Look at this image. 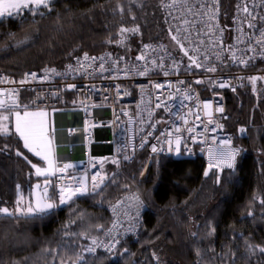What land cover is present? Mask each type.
<instances>
[{
    "label": "trees",
    "instance_id": "obj_1",
    "mask_svg": "<svg viewBox=\"0 0 264 264\" xmlns=\"http://www.w3.org/2000/svg\"><path fill=\"white\" fill-rule=\"evenodd\" d=\"M221 2L229 28L233 0ZM41 12L0 19L1 72L20 76L61 66L82 51L132 55L158 40L183 57L169 35L161 0H51L50 10ZM136 27L138 33H120ZM25 38L28 43L19 45ZM226 95V128L242 145L235 172L205 177L201 158L150 157L142 149L131 162L105 166L109 178L115 173V183L106 180L99 195L90 187L89 194L32 218L0 214V264H73L84 244L80 234L101 235L110 222L107 206L131 190L146 203L138 238L110 255L82 253L84 264H264V256L250 255L245 243L264 246V99L248 85ZM18 150L24 155H16ZM29 160L43 164L18 135L0 134V206L15 207L19 192L31 200L33 183L45 179L35 175Z\"/></svg>",
    "mask_w": 264,
    "mask_h": 264
},
{
    "label": "built area",
    "instance_id": "obj_2",
    "mask_svg": "<svg viewBox=\"0 0 264 264\" xmlns=\"http://www.w3.org/2000/svg\"><path fill=\"white\" fill-rule=\"evenodd\" d=\"M171 2L172 0H164L165 4ZM191 2L196 3L197 0H191ZM244 2H247L250 10H252L254 3L258 5L255 8V13L264 16V8L259 7L261 0H233L231 26L229 28L224 21L221 0L218 18L211 21L206 16L193 17L187 14L180 6L179 0L173 8L163 7L167 23L173 29V33L177 26L182 29L189 28L192 43H185V48L189 50L190 54H192V48L199 47L202 49L199 55L204 66L201 68L193 66L190 70H186L185 66L189 64L188 58L184 55L183 57L179 56L165 41L158 40L142 45L132 55L113 51L95 53L82 51L61 66H45L40 70L31 69L20 76L0 71V78L14 81V83H0V93H3L0 95V100L8 102V92L15 89L18 91L21 105L28 104L27 109L51 110L59 119V124L55 126L54 131L56 167L60 168L64 164H72L74 167L49 177L51 181L48 186L49 195L51 189L58 192L60 186L76 183L72 177L80 178L85 174L88 177L89 193L91 176L97 171H101L100 165L97 163L98 160L108 158L103 164L101 173L103 175L105 174V166L111 163L112 159L119 160V163L131 162L142 149H145L150 157L163 156L174 160L201 158L208 166L209 148L215 150L219 146L220 140L229 138L231 139L230 147L239 149V153L235 157L234 167H223L222 172L225 170L235 172L238 167L239 156L242 153V145L237 141L235 133L226 128L225 121L228 118L226 93L237 92L243 86L248 85L256 97L261 96L264 99V81L258 80L254 91L249 80L252 76H264V59L257 57L245 67L242 64L233 63L230 59L231 53L226 50L227 45L236 44L238 33L235 29L240 21H244L242 27L246 34L253 31L247 28V20L250 18L246 17L242 11L239 13V17L237 16V5L239 4L242 9ZM174 17H181V19H174ZM183 19L192 21V25H184ZM217 23L218 28L216 27ZM255 23L260 26L261 22L257 20ZM208 24L213 25L211 31L207 27ZM220 29H224L222 36L224 50L214 48L210 43V41H218ZM198 32L200 33L199 36H197ZM182 35H184L183 32ZM200 41H204V44L201 45ZM146 45L149 47L145 48ZM246 46V44H240L237 47L243 49ZM84 53L95 57L105 56V69L107 70L101 71L99 69V61L91 66H88L91 64L90 61L84 62V67L77 65L76 57L82 58ZM108 53L112 54V60L107 59ZM168 53L179 64L178 69L173 70V60L169 58ZM205 53L209 57L208 60L203 59ZM217 53L221 57L219 60L216 58ZM141 54H146L148 61L163 57L165 68L169 74L165 75L164 69L148 63V74L140 75L136 68H142L146 63V61L136 59ZM236 55L237 58L247 59L255 54L252 52L242 54L237 50ZM117 57H123V59L119 65H113L112 61ZM159 62L157 59L158 64ZM69 64L77 70L68 73L67 65ZM209 66H215L216 71H206ZM52 68L63 75L45 72V69ZM125 69L130 71L126 72ZM30 73H36L37 79L28 76L27 81L20 84L19 82L25 79L26 74ZM45 75L50 78L42 79ZM197 80L202 81V83H197ZM222 81L225 82V87H219V83ZM72 84L76 87H67ZM157 84L162 87L157 88ZM53 93L57 95H52ZM37 97L41 98L37 99ZM32 101L35 103L33 104ZM158 103H161L159 108L156 107ZM206 103L210 104V108H204ZM217 108H223V112L217 111ZM196 115H199V120L196 119ZM209 119L213 121L212 124H208L209 129L216 127V125L223 127H217L215 132L204 133V124H207ZM185 120L187 124H185ZM152 125L155 127L153 128ZM176 127H180V136L182 137L179 152L176 150L177 145L175 143L176 133L174 129ZM191 127L195 128L193 133L185 131L186 128ZM241 129L245 130V127L239 128L240 135H243L245 131L241 132ZM162 132L173 133L170 137L171 145L165 142L164 137H161ZM199 133H203V135H198ZM191 136H196L195 142ZM213 136L217 137L215 143L211 139ZM157 137L160 139L158 140ZM205 138H207L206 142L202 143L201 141H204ZM142 144L143 146H141ZM153 146L156 147V152L152 151ZM224 147L229 146L225 145ZM118 148L120 152H117ZM124 155H128L129 159L124 160ZM148 170L149 162L140 175V179L145 178ZM59 177L62 179H58ZM137 196L142 204L135 199ZM120 200H123L124 203L118 213L114 214L112 206ZM53 202L57 205L56 207L61 206L58 196L53 198ZM138 208L139 214L137 215ZM107 210L110 215V222L105 230L111 226L117 215L123 221V227L119 229V235L116 236L119 243H116L115 247H111L110 238L103 233L90 235L89 237H96L98 241L109 245L110 250L105 247H98L93 253L83 252V254L96 255L102 253L110 255L115 253L124 241L138 238L144 221L146 203L137 190H131L118 197L107 206ZM123 212H128L135 219H129L122 214ZM89 244L90 240L84 239L83 248L88 247Z\"/></svg>",
    "mask_w": 264,
    "mask_h": 264
},
{
    "label": "snow or ice",
    "instance_id": "obj_3",
    "mask_svg": "<svg viewBox=\"0 0 264 264\" xmlns=\"http://www.w3.org/2000/svg\"><path fill=\"white\" fill-rule=\"evenodd\" d=\"M177 3V0H172L171 3H164V0H161V6L164 8H173L175 7ZM180 6L184 9V11L193 16V17H204L206 16L209 21L211 20H217L220 10V0H197L196 3L191 2V0H179ZM50 4L51 0H0V17H3L7 15L8 17H14L20 15L23 10L27 9L32 15H43L42 12L39 11V9L44 8L50 10ZM258 5L255 3L252 5V10L249 9V6L247 2H244L243 8L241 9L240 5H237V16L239 17V13L242 11L246 17L250 18L247 20V28L251 31L250 33H245L244 28L242 27L244 21H240L237 24V27L235 31L238 33V36L236 38V44L235 45H227V51L231 53L230 59L233 63H239L247 67L250 62H253L257 57H260L261 59H264V16H260L258 13H255V8ZM259 7L264 8V0H261V3ZM120 11H123L121 8ZM135 19V17H133ZM174 19H181V17H174ZM257 20H259L260 26H257L255 23ZM2 22V20H0ZM182 23L184 25H192V21H189L188 19H183ZM209 31L212 30L213 25L208 24L207 25ZM216 27L218 28L219 25L217 23ZM220 37L218 38V41H210V43L213 45L214 48H220L224 50V41L222 39L223 31L224 29H220ZM138 33L139 27L136 28H121L120 33ZM182 32L184 35H182ZM169 33L171 36V40L175 42L177 46L184 52V56L188 57L189 64L186 65V70H190L193 66L196 68H201L204 66L203 61L200 59V53L202 51L201 48H192L191 52L189 53V50L185 48V43L191 44L192 41L190 39V31L188 27L181 28L177 26L175 28V32L173 33V29L169 28ZM199 32L197 33V36H199ZM111 42V41H109ZM28 43V38H25L24 40H20L18 42L19 45H23ZM118 44H123L124 40L121 39L117 42ZM200 44L203 45L204 41H200ZM240 44H246V48L238 49V45ZM149 46H145L147 48ZM163 47V46H161ZM259 49V50H258ZM239 50L242 54L245 52H252L255 55L249 56L247 59H244L243 57L237 58L236 52ZM169 58L173 60V70H176L179 68V64L176 63V60L174 57H171V54L168 53ZM218 60L221 59L220 55L217 53ZM107 59L112 60V54H107ZM123 59V57H117L115 60L112 61L113 65H119L120 61ZM137 60L140 61H146L145 65L140 68L137 67L136 70L140 75H147L149 68L147 66L148 63H151L153 66L157 68L164 69V74L168 75L169 71L165 68L164 65V58L163 57H157V59L160 61L159 64L157 63V59H153L151 61H148L146 54H141L140 56L136 57ZM203 59L208 60L209 57L207 54H203ZM90 61L91 64L88 66H91L92 64H95L97 61H99V69L101 71H106L105 69V62L106 58L105 56L95 57V56H89L88 53H84L83 57H76V63L80 67H84V62ZM77 69L69 64L67 65V71L68 73L75 72ZM124 71H130L128 69H125ZM206 71L208 72H215L216 67L215 66H209L206 68ZM46 73H51L54 75H63L62 73L57 72L55 68L52 69H45ZM31 76L32 79H37L36 73H30L26 74V77L24 80H21L19 83L24 84L27 81V77ZM50 77L48 75H45L42 77V79H49ZM250 83L252 84L253 90L255 91L256 83L258 80L264 81V76H252L249 78ZM197 83H202V81L197 80ZM0 83H14V81H10L7 78H0ZM181 83H183L181 81ZM225 82H220L219 87H225ZM68 88H75L76 85H68ZM157 88L162 87L161 85L157 84ZM233 90H235L233 88ZM179 91V89H177ZM3 93H0L2 95ZM52 95H57L56 93H53ZM9 101L6 102L5 100H0V134L2 135H18L20 139L23 140V147L27 149L29 152L33 153L36 157H39L41 160L45 161L47 163L46 168L38 167L37 164L32 163L30 160L28 161L32 168L35 169V175L37 177H45L44 179V189L41 196H38L35 199V202H29L27 206L21 207V201L23 200V197L21 196L17 200V207L14 211L10 210L7 207L0 208V214L6 215V216H22L25 218H32L39 214H45L49 212L51 209L56 207L57 205L53 202L54 197L58 196L59 204L63 205L68 203L69 201H72L73 197L89 194L88 193V177L85 174L83 177L77 178L72 177L73 181H76L75 184L68 183L64 186H60L57 191H53L52 195L50 196L48 193V186L50 185L51 181L49 177L54 176L57 172L63 173L67 169L73 168L74 165L72 164H64L62 167L58 168L56 167V161L54 158L55 150H54V128L52 129L51 133L49 131L48 122L45 119L47 116V113L44 111H27L24 110L23 114H21V111L17 110L20 108L27 109L29 107L28 104L21 105L19 103V95L18 91L13 89L8 92ZM41 97H37V99H40ZM190 98V97H188ZM106 99V98H105ZM157 100H159V97H157ZM34 104L35 101H32ZM73 103H76L73 101ZM157 108L161 107V103H158L156 105ZM204 108L208 109L210 108V104H204ZM87 111V109H85ZM217 111L223 112V108H217ZM8 113L7 115L4 113ZM14 114L15 117V126H14V133L10 132L8 128L7 122L10 119V116ZM126 114V113H125ZM196 119L199 120V115H196ZM213 121L211 119L208 120L207 124H204V133H207L208 131L215 132L216 128H222V125H216V127H213L211 129L208 128V124H212ZM185 124H187V121L185 120ZM154 128L155 125H152ZM176 136H175V143L177 145V152H179V145L181 143L182 137L180 136V127H176L174 129ZM185 131L188 133H193L195 131L194 127L186 128ZM241 132H244V129L240 130ZM71 132V130H70ZM151 135V133H149ZM172 132H162L161 137L165 138V142L171 145L172 140L170 137H172ZM198 135H203V133H199ZM159 140L160 137H157ZM191 139L193 142L196 141V136H191ZM213 143L217 141V137L213 136L212 138ZM207 138H205L204 141H201L202 143L206 142ZM225 145H228L229 147H224ZM231 145V139L227 140H220L219 146L213 150L209 148V164L208 168L211 170L212 168H217L218 170L222 171L223 167L227 168H233L234 167V161L236 155L239 153V149H234L230 147ZM143 146V144L141 145ZM153 152H156L157 149L155 146L152 148ZM117 152H120V149H117ZM16 155L23 156L22 151H17ZM24 158L27 160V156H24ZM108 158H104L101 160H98L97 163L100 165L101 171H97L91 176V187L92 192L99 195L103 190L104 187L107 185L105 184L106 180H110L111 183H115L114 177L115 173H113V178H109L106 174H101L103 169L104 161ZM124 160L129 159L128 155L123 156ZM111 163L119 165V160L112 159L110 161ZM95 167V165H93ZM208 171H205L204 175L208 176ZM58 179H62V177H59ZM36 188H40V184L36 185ZM138 203H141L139 201V197L137 196L135 198ZM124 201L120 200L117 201L115 205L112 206V211L114 214L118 213L119 209L123 205ZM261 203H264V201H261ZM124 216L129 217V219H135V217H131L128 212L122 213ZM139 214V208L137 209V215ZM251 215V213H249ZM123 227V221L120 220L119 215L116 216V218L112 221L111 226L103 231V234L110 238V245L111 247H115L116 243H119V240L116 239V236L119 235V229ZM103 226H97V231H102ZM214 231V229H213ZM115 234V235H114ZM83 236L84 239L90 240V244L88 247L81 249V253H76L77 260L73 262V264H84V256L83 252L87 253H93L96 251L98 247H105L109 248V245L104 244L102 241H98L96 237H89L86 233L80 234ZM193 236L196 234L193 233ZM246 243V250L250 255H255L257 252L260 253L262 256H264V246L261 245H252L250 242ZM155 256V254H153ZM197 255L199 256L200 253L197 252ZM233 258L235 254L233 253ZM55 259V255L53 256ZM157 260H159L158 257H155ZM61 264H64V262H61Z\"/></svg>",
    "mask_w": 264,
    "mask_h": 264
},
{
    "label": "water",
    "instance_id": "obj_4",
    "mask_svg": "<svg viewBox=\"0 0 264 264\" xmlns=\"http://www.w3.org/2000/svg\"><path fill=\"white\" fill-rule=\"evenodd\" d=\"M170 35V33H169ZM171 37V36H170ZM178 49L180 50L181 54L184 55V52L179 48L178 46ZM186 57V56H185ZM188 58V57H187ZM205 171H208V176L212 173V172H215L218 179H220L221 177V174H222V171L218 170V169H215V168H212L211 170H209L208 166L205 167V170H204V173ZM205 176V175H204ZM208 176H205V177H208ZM37 184H40V188L37 189L36 188V185ZM45 185H44V180L42 181H36L33 183L32 187H31V202H35V199L38 197V196H41L42 193H43V189H44ZM53 202V200L51 201ZM54 203V202H53ZM55 209V207L53 209H51L49 212L53 211ZM47 212V213H49Z\"/></svg>",
    "mask_w": 264,
    "mask_h": 264
},
{
    "label": "crops",
    "instance_id": "obj_5",
    "mask_svg": "<svg viewBox=\"0 0 264 264\" xmlns=\"http://www.w3.org/2000/svg\"><path fill=\"white\" fill-rule=\"evenodd\" d=\"M47 114H48V123H49V131L51 133L52 129L54 128L55 130V126L57 124H59V119L53 114V111L51 110H46L45 111ZM8 124V128L9 130L11 129V127L14 129V126H15V117H14V114L12 116H10V122H7ZM12 124V125H11ZM22 140V139H21ZM23 142V140H22ZM55 144H56V140H54V150H55V155H54V158L56 157V149H55ZM33 154V153H32ZM34 155V154H33ZM39 158V157H37ZM40 159V158H39ZM41 160V159H40ZM43 162V164H41V166H38V167H42V168H46L47 167V163L43 160H41ZM27 197V196H26Z\"/></svg>",
    "mask_w": 264,
    "mask_h": 264
},
{
    "label": "rangeland",
    "instance_id": "obj_6",
    "mask_svg": "<svg viewBox=\"0 0 264 264\" xmlns=\"http://www.w3.org/2000/svg\"><path fill=\"white\" fill-rule=\"evenodd\" d=\"M44 10V8H41V9H39V11L41 12V11H43ZM25 13H30L27 9H25V10H23V12L20 14V15H18V16H21V15H23V14H25ZM31 14V13H30ZM32 15V14H31ZM18 16H14V17H18ZM6 17H8L7 15H5V16H3V17H0V19H2V18H6ZM24 110H27V111H32V112H35V111H46V110H37V109H22V110H19V111H21V114H23V111ZM4 114H8V113H4ZM12 116V115H11ZM48 114H47V116L45 117V119L47 120L48 119ZM8 122H10V119H9V121ZM48 122V121H47ZM12 125V124H11ZM48 126H49V123H48ZM23 197V200L21 201V207H25V206H27V204L31 201L30 200V197H29V195H27V194H24L23 192H19L18 193V197H17V200L20 198V197ZM27 196V197H26ZM5 207H7V206H5ZM17 207V203H16V206L15 207H7V208H9L10 210H12V211H14L15 210V208ZM0 208H3L2 206H0Z\"/></svg>",
    "mask_w": 264,
    "mask_h": 264
}]
</instances>
